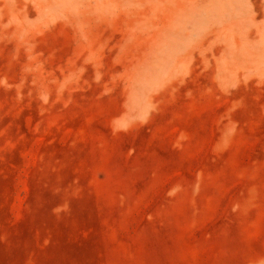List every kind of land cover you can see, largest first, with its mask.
<instances>
[{
	"label": "rangeland",
	"instance_id": "obj_1",
	"mask_svg": "<svg viewBox=\"0 0 264 264\" xmlns=\"http://www.w3.org/2000/svg\"><path fill=\"white\" fill-rule=\"evenodd\" d=\"M0 264H264V0H0Z\"/></svg>",
	"mask_w": 264,
	"mask_h": 264
}]
</instances>
